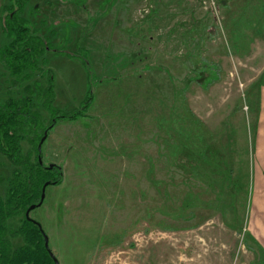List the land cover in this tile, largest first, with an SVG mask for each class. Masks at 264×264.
I'll return each instance as SVG.
<instances>
[{"label":"rangeland","instance_id":"rangeland-1","mask_svg":"<svg viewBox=\"0 0 264 264\" xmlns=\"http://www.w3.org/2000/svg\"><path fill=\"white\" fill-rule=\"evenodd\" d=\"M28 9L63 51L45 66L54 105L80 111L92 93L83 116L58 122L42 146L62 180L30 216L59 264H264L249 228L264 0H32ZM46 71L35 76L44 88ZM11 84L0 62V106L19 97ZM13 171L0 151L2 195Z\"/></svg>","mask_w":264,"mask_h":264},{"label":"trees","instance_id":"trees-1","mask_svg":"<svg viewBox=\"0 0 264 264\" xmlns=\"http://www.w3.org/2000/svg\"><path fill=\"white\" fill-rule=\"evenodd\" d=\"M31 1L6 0L0 16V28L7 39L0 46V62L11 76V86L18 87L20 92L19 97H10L0 106V151L14 166L12 176L6 181V194L0 193V264H50V259L53 260L45 247L40 223L26 217L27 209L40 201L44 184L56 185L62 180L60 166L47 168L39 162L42 152L38 146L45 133L58 122L83 116L82 111L87 110L92 101L90 89L85 99L87 103L80 111L68 112L54 105V75L51 69L46 71L45 66L51 51H63L54 49L50 38L32 21L33 13L28 9ZM88 53L87 48L83 49V64L90 68ZM41 70L48 73L47 88L35 78ZM41 105L50 114L46 125L39 112ZM22 141L34 147L35 160L31 153H23ZM55 170L57 176L53 173ZM20 215L23 218L14 228L10 220ZM19 236L22 244L14 246L12 238Z\"/></svg>","mask_w":264,"mask_h":264},{"label":"crops","instance_id":"crops-1","mask_svg":"<svg viewBox=\"0 0 264 264\" xmlns=\"http://www.w3.org/2000/svg\"><path fill=\"white\" fill-rule=\"evenodd\" d=\"M253 202L249 228L264 246V84L259 91V108L254 135Z\"/></svg>","mask_w":264,"mask_h":264},{"label":"water","instance_id":"water-1","mask_svg":"<svg viewBox=\"0 0 264 264\" xmlns=\"http://www.w3.org/2000/svg\"><path fill=\"white\" fill-rule=\"evenodd\" d=\"M47 136H48V133L46 132L45 135L43 136V138L41 139L40 144H39V146H38V150H39V152H42V146H43V143H44V141L46 140ZM39 162H40L41 164H43V159H42L41 156H39ZM55 166H57V164L51 163V164H49V165L47 166V168H54ZM48 185H49V183H45V184H44V186H43V188H42V194H41L40 201H39L38 203H36V204H32V205L27 209V211H26V217H27V218H31L30 213L32 212V210H34L35 208H37V207H39V206H41V205L43 204L44 199H45V196H46L45 191H46V188H47ZM40 227H41L42 232H43V234H44L45 247L49 250V253H50L51 257L53 258L55 264H59L58 259L55 257L54 253L50 250V247H49V237L47 236V234H46L45 231L43 230L41 224H40Z\"/></svg>","mask_w":264,"mask_h":264}]
</instances>
